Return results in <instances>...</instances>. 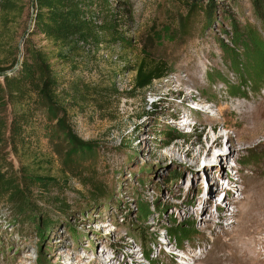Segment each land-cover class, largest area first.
Returning a JSON list of instances; mask_svg holds the SVG:
<instances>
[{"label":"rangeland","instance_id":"rangeland-1","mask_svg":"<svg viewBox=\"0 0 264 264\" xmlns=\"http://www.w3.org/2000/svg\"><path fill=\"white\" fill-rule=\"evenodd\" d=\"M120 1L128 3L124 32L134 45L75 74L116 83L122 95L103 111L44 110L41 162L30 168L57 179L62 186L49 197L62 196L72 209L61 217L44 199L56 222L43 228L38 214L19 224L2 200L0 264H246L243 242L264 264V0ZM31 19L29 9L17 21L0 17V73L14 65L4 51L16 46L23 56ZM144 56L166 62L169 76L144 102V95L129 100L131 69ZM1 114L9 123L13 108ZM0 153L20 187H31L11 146ZM91 173L110 196L89 207L76 175Z\"/></svg>","mask_w":264,"mask_h":264},{"label":"trees","instance_id":"trees-1","mask_svg":"<svg viewBox=\"0 0 264 264\" xmlns=\"http://www.w3.org/2000/svg\"><path fill=\"white\" fill-rule=\"evenodd\" d=\"M127 6L128 3L120 0H35L34 4L33 0L27 3L0 0V17L4 21H17L26 9L32 18L24 37L23 56L19 59L16 46L11 52L4 51L5 57L12 55L14 65L8 75L0 77V150L6 144L11 146L19 162L25 165L21 163L23 176L29 177L28 183L32 185L21 188L16 174L0 153V203L7 198L19 224L32 223L38 214L43 228L52 227L56 221L50 212L43 211L40 202L44 199L53 200L48 209L61 217L72 209L62 196L49 197L53 186H62L57 179L46 181L43 179L49 176L30 172L32 164L41 162L43 113L44 110L56 114L61 111L65 116L69 109L83 112L91 105L103 111L104 104L108 106V102L120 95L116 83H93L75 73L81 71L82 66L88 69L98 57L104 60L118 57L117 49L126 50L134 45V40L124 32ZM44 40L47 45L42 44ZM131 70L135 71V77L132 92L125 93L129 100L144 95V102L154 83L169 76V65L149 56L142 57ZM6 104L13 108L9 123L1 114ZM172 135L167 132L165 136ZM76 176L81 185L88 188L80 197L86 206H97L109 198L107 183L94 173ZM175 176L172 174L171 178ZM34 186H39L36 196ZM181 238L187 240V234Z\"/></svg>","mask_w":264,"mask_h":264},{"label":"bare ground","instance_id":"bare-ground-1","mask_svg":"<svg viewBox=\"0 0 264 264\" xmlns=\"http://www.w3.org/2000/svg\"><path fill=\"white\" fill-rule=\"evenodd\" d=\"M197 107V106H196ZM222 111V110H221ZM220 113V112H219ZM223 113V112H222ZM243 114H244V116H247L248 115V112H243ZM240 118L242 119V121L244 120L245 121V118L244 117H242V116H240ZM249 120V119H248ZM179 122H182V121H179ZM252 138H255L254 136L252 137ZM229 140L230 141H232V142H238V143H243L242 142V140L238 137V136H230L229 137ZM252 140V139H251ZM222 142H223V136L222 135H219V136H217L216 138H215V140H214V144L215 145H220V144H222ZM209 153V152H208ZM237 176H238V178L240 177V174L237 172ZM234 178H236V176H234L233 177V179ZM233 183H235V182H233ZM218 185V184H217ZM218 188H220L219 186H217V187H215V190L216 189H218ZM216 191H218V190H216ZM223 203H224V201H223ZM246 230V229H245ZM246 235H248V233H244V235H242V236H244L243 238H245V236ZM239 238V237H238ZM239 239H241V238H239ZM235 240V239H234ZM245 240V239H244ZM237 241V240H236ZM235 242V241H234ZM239 243H242V242H240V240H239ZM237 245H238V243H236ZM166 245H167V242H166ZM169 245H171V244H169ZM232 244H228V247H230ZM175 245H173L172 247H174ZM178 246V245H177ZM227 246V245H226ZM225 246V247H226ZM234 246V245H233ZM179 247V246H178ZM164 248V247H163ZM180 248V247H179ZM241 248H242V257H243V259H244V262L246 263V264H258V256H255L254 255V251H252L251 250V252H252V255L251 256H247L248 254H246L251 248H252V246L250 245V244H248L247 242L246 243H242L240 246H239V249H240V251H241ZM174 249H175V247H174ZM233 249H234V247H233ZM170 250H172V248L170 249ZM176 250V249H175ZM236 250H237V248H236ZM142 251V250H141ZM239 251V250H238ZM135 253V252H134ZM178 254V253H177ZM230 254V253H229ZM185 255V254H184ZM234 255V254H233ZM260 255V254H259ZM131 255H129L128 257H130ZM221 256V255H220ZM226 256V255H225ZM139 257V256H138ZM237 257H238V255H237ZM186 258V257H185ZM224 258V257H223ZM240 258V257H239ZM261 258V257H260ZM242 259V260H243ZM189 261H192V259L191 258H188V261H184V264H187V262H189ZM261 263H262V261H261Z\"/></svg>","mask_w":264,"mask_h":264},{"label":"water","instance_id":"water-1","mask_svg":"<svg viewBox=\"0 0 264 264\" xmlns=\"http://www.w3.org/2000/svg\"><path fill=\"white\" fill-rule=\"evenodd\" d=\"M34 3H35V0H33V4H34ZM20 55H22V52H21V51H20ZM19 62H20V61H19ZM19 62L17 63V65H16V67H15L14 69L17 68ZM14 69H13V70H14ZM9 73H10V71L4 72V73H0V77L6 76V75H8Z\"/></svg>","mask_w":264,"mask_h":264}]
</instances>
